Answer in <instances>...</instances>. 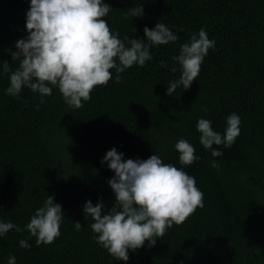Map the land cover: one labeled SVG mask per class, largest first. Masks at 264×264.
Segmentation results:
<instances>
[{"label":"trees","instance_id":"1","mask_svg":"<svg viewBox=\"0 0 264 264\" xmlns=\"http://www.w3.org/2000/svg\"><path fill=\"white\" fill-rule=\"evenodd\" d=\"M30 0H0V66L12 60L15 43L25 39ZM112 11L104 19L120 38L146 41L143 29L165 24L178 41L154 46L152 59L134 65L97 86L91 99L75 109L58 89L50 96L27 87L7 95L9 73L0 67V220L22 229L48 195L62 206L60 236L37 245L27 230L0 237V264L14 255L16 264H264V0H104ZM143 15H127L129 8ZM133 28L135 31H133ZM201 28L215 41L191 87L166 94L171 57ZM127 44V42H125ZM166 61L167 67L160 62ZM39 108L37 109V105ZM240 117V132L230 148L212 157L199 143L196 124L212 122L223 134L226 117ZM184 138L199 160L179 164L175 143ZM115 148L123 158L146 160L157 154L165 163L182 167L203 192V207L186 222L173 224L153 247L129 250L125 262L114 260L95 240L91 217L83 205L115 202L107 181L114 176L106 152ZM215 160L219 169L212 168ZM73 222H79V231ZM27 239L28 249L19 246Z\"/></svg>","mask_w":264,"mask_h":264},{"label":"clouds","instance_id":"2","mask_svg":"<svg viewBox=\"0 0 264 264\" xmlns=\"http://www.w3.org/2000/svg\"><path fill=\"white\" fill-rule=\"evenodd\" d=\"M112 11L104 0H30L26 12L25 39L15 43L16 51L12 60L19 66L10 70L3 62V73L11 72L7 95L17 97L27 87L44 96L58 89L64 102L72 108L83 107V102L91 99L97 86H106L113 78L122 82L121 73L138 65L144 66L152 59L151 49L178 41L165 24L157 23L154 28L143 29L144 40L132 39L128 35L120 38L113 32L104 18ZM127 15H143L142 6L129 8ZM133 31L135 29L133 28ZM127 42V44L125 43ZM215 41L209 39L201 28L191 34L189 40L180 45L179 54L171 57L174 65L170 70L179 72V78L170 81L166 94L172 96L178 87L188 89L198 77L201 65ZM167 67L166 61L160 62ZM39 108V104L36 106ZM240 117L231 113L226 117L223 134L213 130L212 122L205 118L197 120L200 133L199 143L211 150L212 157L223 155L213 146L230 148L240 132ZM179 164L189 166L200 159L196 149L186 139L180 138L174 145ZM107 163L114 176L107 181L115 195L111 209L105 212V204L95 205L89 200L83 205L85 217H91V231L96 242L107 250L114 260L127 261L129 250L135 251L144 246L153 247L173 224L179 226L202 208L203 192L196 186V180L182 167L165 163L157 154L146 160L123 158L115 148L106 152L101 164ZM219 169L213 160L210 165ZM64 219L62 206L54 203L53 195H48L43 206L35 210L30 221L21 228L12 222L0 220V237L10 230H27L36 238V244H51L60 236V225ZM76 231L82 225L73 222ZM19 246L28 249L27 239L19 240ZM7 264H16L14 255H9Z\"/></svg>","mask_w":264,"mask_h":264}]
</instances>
